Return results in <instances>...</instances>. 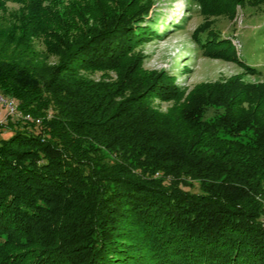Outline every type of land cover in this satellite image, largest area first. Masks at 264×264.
I'll return each instance as SVG.
<instances>
[{"label": "trees", "instance_id": "trees-1", "mask_svg": "<svg viewBox=\"0 0 264 264\" xmlns=\"http://www.w3.org/2000/svg\"><path fill=\"white\" fill-rule=\"evenodd\" d=\"M45 1L0 15V95L16 104L0 120V264H264V81L184 96L135 51L155 35L150 3L106 14L95 0L97 12L61 19ZM187 2L204 15L192 38L207 56L260 72L207 17L264 0ZM81 10L102 11L103 27L77 31ZM97 70L116 77L83 75Z\"/></svg>", "mask_w": 264, "mask_h": 264}, {"label": "rangeland", "instance_id": "rangeland-1", "mask_svg": "<svg viewBox=\"0 0 264 264\" xmlns=\"http://www.w3.org/2000/svg\"><path fill=\"white\" fill-rule=\"evenodd\" d=\"M111 1V2H109ZM104 0L101 5L104 13L120 11L121 5L126 0ZM141 5L150 3L148 24L155 35L137 45L135 51L143 56V68L147 71H162L171 75L175 83L184 90V96L189 94L198 85L211 82H225L232 77L239 76L244 82L257 84L264 81V11L261 8L246 5L236 7V15L233 19L225 16H211L214 19L213 28L221 35L231 37L239 59L248 66L260 71L256 74H248L246 69L235 61L218 57L207 56L196 44L193 31L204 21V15L199 12L198 6L187 0H138ZM28 0H8L0 9V15L7 17L18 12ZM45 1V3H47ZM53 3V2H52ZM65 6V8H63ZM78 7H87L92 11L98 10L100 2L95 0H55L52 9L64 16L70 11H76ZM83 10H81L82 12ZM92 15L81 14L77 19V31L83 29L84 34L90 30L103 27L99 22L104 19L101 12ZM91 14V13H90ZM66 17V16H65ZM74 17V16H72ZM68 18V16H67ZM65 18V25L68 19ZM55 20V17L51 18ZM71 19V17H70ZM59 20V19H58ZM107 23V22H106ZM76 37L79 35H75ZM43 37L35 40V47L42 53H46ZM47 54V53H46ZM50 63L56 61L55 55L48 54ZM95 82L109 81L116 77L111 70H97L83 74ZM159 110L166 112L173 105L171 101L155 100L153 103ZM7 109L0 104V120L4 119ZM2 135H7L6 133Z\"/></svg>", "mask_w": 264, "mask_h": 264}, {"label": "built area", "instance_id": "built-area-1", "mask_svg": "<svg viewBox=\"0 0 264 264\" xmlns=\"http://www.w3.org/2000/svg\"><path fill=\"white\" fill-rule=\"evenodd\" d=\"M0 104H2L6 109L9 114H15V107L16 104L13 99L11 98H6L0 95Z\"/></svg>", "mask_w": 264, "mask_h": 264}]
</instances>
